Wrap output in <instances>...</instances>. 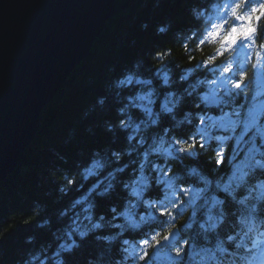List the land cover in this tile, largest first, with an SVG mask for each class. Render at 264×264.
Masks as SVG:
<instances>
[{
    "label": "trees",
    "instance_id": "trees-1",
    "mask_svg": "<svg viewBox=\"0 0 264 264\" xmlns=\"http://www.w3.org/2000/svg\"><path fill=\"white\" fill-rule=\"evenodd\" d=\"M117 1L18 168L0 181V264H129L125 254L146 235L127 215L159 209L169 182L206 190L232 176L233 144L220 155L198 129L214 132L221 115L241 126L250 113L256 60L223 37L259 22L254 42L264 49V0ZM212 88L223 97L216 106L202 99ZM246 193L221 197L220 233L235 229ZM189 216L177 215V225ZM192 231L202 233L200 223L184 242Z\"/></svg>",
    "mask_w": 264,
    "mask_h": 264
},
{
    "label": "water",
    "instance_id": "water-1",
    "mask_svg": "<svg viewBox=\"0 0 264 264\" xmlns=\"http://www.w3.org/2000/svg\"><path fill=\"white\" fill-rule=\"evenodd\" d=\"M117 11V0H0V181Z\"/></svg>",
    "mask_w": 264,
    "mask_h": 264
},
{
    "label": "snow or ice",
    "instance_id": "snow-or-ice-1",
    "mask_svg": "<svg viewBox=\"0 0 264 264\" xmlns=\"http://www.w3.org/2000/svg\"><path fill=\"white\" fill-rule=\"evenodd\" d=\"M255 2V0H248V3L245 4V7L250 6L251 3ZM261 9H257V11H260ZM245 19H249V18H245ZM261 20H264V17H261ZM220 31V27L217 26V31L212 33L213 38H215ZM260 34V24L259 22H257L255 25L252 24H248L243 28H233L231 30V32H228L224 37H223V41L225 43H228L230 45H232L233 50H235L236 48H242V40L244 42H247L248 40H256L257 37ZM257 43H259V41L257 40ZM237 87H239V85H237ZM227 94V93H226ZM203 101L206 104H211L213 106L219 105L222 101H223V97H221L215 88H212L209 90V93L204 96ZM262 107H264V105H261ZM201 119H204V117H201ZM228 120V118L225 115H221L219 117V119H214L211 121V124L209 125V127H213V128H227V123L226 121ZM198 135H202L204 137H208L209 133H208V128L207 127H203L198 129ZM261 135H264V132H261ZM218 140L223 141L225 138L224 137H216ZM256 164L259 166H264V164H262L261 161H256ZM195 172V170H193ZM230 185L231 182H229V184H226L224 186L223 191L225 193H228L230 190ZM169 187H172L171 182H169ZM187 191V190H186ZM199 191H197L195 193V197L199 198ZM219 203H223V201H219ZM96 227H99V225H96ZM84 235H86V233H81V236L83 237ZM71 247V246H70ZM177 255H180V253L178 252Z\"/></svg>",
    "mask_w": 264,
    "mask_h": 264
},
{
    "label": "rangeland",
    "instance_id": "rangeland-1",
    "mask_svg": "<svg viewBox=\"0 0 264 264\" xmlns=\"http://www.w3.org/2000/svg\"><path fill=\"white\" fill-rule=\"evenodd\" d=\"M246 25H243L241 28L245 27ZM249 44H252V40H248ZM247 42H244L242 40L243 46L248 45ZM263 59V62L261 60ZM256 76L259 77V83L263 84L264 83V58L260 54L257 56V67H256Z\"/></svg>",
    "mask_w": 264,
    "mask_h": 264
},
{
    "label": "bare ground",
    "instance_id": "bare-ground-1",
    "mask_svg": "<svg viewBox=\"0 0 264 264\" xmlns=\"http://www.w3.org/2000/svg\"><path fill=\"white\" fill-rule=\"evenodd\" d=\"M117 2H118V1H117ZM65 83H66V82H65ZM220 109H221V108H216V111H220ZM24 154H25V153H24ZM18 166H19V165H18ZM17 168H18V167H17ZM17 168H16V169H17ZM7 178H8V176H7L5 179H7ZM85 228L88 229L89 226H87V227H85ZM232 256H234V254H233ZM225 257H226V258H229L228 256H225ZM192 264H193V263H192Z\"/></svg>",
    "mask_w": 264,
    "mask_h": 264
},
{
    "label": "clouds",
    "instance_id": "clouds-1",
    "mask_svg": "<svg viewBox=\"0 0 264 264\" xmlns=\"http://www.w3.org/2000/svg\"><path fill=\"white\" fill-rule=\"evenodd\" d=\"M161 31H162V29H161Z\"/></svg>",
    "mask_w": 264,
    "mask_h": 264
}]
</instances>
